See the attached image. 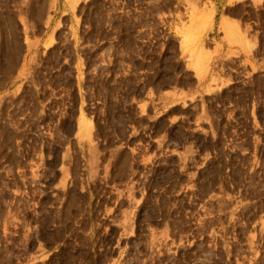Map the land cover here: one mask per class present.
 I'll list each match as a JSON object with an SVG mask.
<instances>
[{
    "label": "rangeland",
    "instance_id": "obj_1",
    "mask_svg": "<svg viewBox=\"0 0 264 264\" xmlns=\"http://www.w3.org/2000/svg\"><path fill=\"white\" fill-rule=\"evenodd\" d=\"M0 264H264V0H0Z\"/></svg>",
    "mask_w": 264,
    "mask_h": 264
}]
</instances>
